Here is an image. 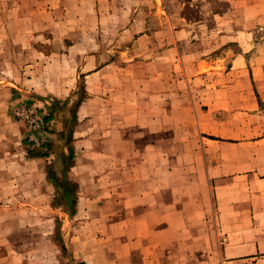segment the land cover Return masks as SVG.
Wrapping results in <instances>:
<instances>
[{
    "label": "rangeland",
    "instance_id": "374dc122",
    "mask_svg": "<svg viewBox=\"0 0 264 264\" xmlns=\"http://www.w3.org/2000/svg\"><path fill=\"white\" fill-rule=\"evenodd\" d=\"M239 52L243 73L228 63L196 74L198 60ZM159 56L162 79L149 66ZM106 63L115 68L93 84L107 83L91 89ZM160 80L176 94V121L146 135L147 168L128 171L126 202L115 203L91 166L103 158L89 153L105 121L77 111L97 97L137 105ZM261 133L264 0H0V264H264V187L240 180L256 167L245 143ZM158 182L176 201L173 214L155 204L162 225L187 218L194 234H130L143 230L139 196Z\"/></svg>",
    "mask_w": 264,
    "mask_h": 264
},
{
    "label": "crops",
    "instance_id": "0c3cea01",
    "mask_svg": "<svg viewBox=\"0 0 264 264\" xmlns=\"http://www.w3.org/2000/svg\"><path fill=\"white\" fill-rule=\"evenodd\" d=\"M178 39L179 38L174 35L169 38V40H171L170 43L175 45L177 44ZM98 56H91L90 63L94 64V62L97 61L94 59H99ZM169 62L170 59L167 60V63ZM164 63H166L165 60L161 56H159V58H155L153 62L149 64V66L153 68L155 66H158L157 68L159 71H157V74L160 77L159 79H162V68ZM228 63L232 64L231 69L233 72H235V74H238V72L243 73V67L246 66L245 55L241 54L240 52L237 55L233 54L230 61L228 59H225L224 56H220L215 59H200L194 64V68L196 69V74L198 76L203 73L211 75L225 71ZM114 65L115 63H106L103 66L95 65L93 67V70H95V72L88 76L92 85L91 89H98L99 86L101 87L107 83L102 80V82L100 83L101 85L98 86V84H93V80L109 74V72L113 71ZM240 67H242L241 71H239L241 69ZM93 70L90 71L92 72ZM158 84L159 85L153 90H148V92L152 91V93L145 94L144 98L141 100L138 98L137 105L130 104L129 100H126L124 96L107 99L97 97L91 98L87 102H83L77 111L79 122L82 121V119L86 120V117H89L92 122L95 121L98 124L105 121V125L96 128V135L91 134V149L89 150V153L91 155L95 154V156H101L103 158V163L98 167L95 166L93 162L90 163L92 168L106 172L105 178L108 180V184L112 188L111 197L112 201L115 203L126 202L124 201V197L126 191L125 188L126 185H128L126 180L128 171L136 172L145 170L147 168L144 156L147 153L144 143L146 135L149 134V136H151L154 133L156 134V132H161L163 123L172 124L176 121V114L178 112L176 107L177 105L175 102H171L175 100L176 94L172 92L169 85H166V87L163 89L161 80ZM123 88L124 87L120 86L118 88H114L113 91ZM138 91L147 92V90L145 89H138ZM257 104L258 103L256 101H253L252 107L255 108ZM142 107L144 108V110H139L140 108L142 109ZM86 110H92L94 114L83 116ZM78 128H82V126L79 125L77 129ZM131 129H133V132L131 131ZM245 144L248 145L250 149V164H256V167L252 166L249 168V170H246L245 173L249 174L242 176L240 180L250 179L251 185L253 187L263 188L264 134H259L255 138L250 139L249 142ZM148 148V152L150 154H161V147L156 146V143H153V145H149ZM154 167L155 166H153V169ZM138 179L139 178H136L134 180L136 181ZM151 187L154 188L153 195L148 196V198L147 196H139L138 200L142 205H144L142 206V208H140L141 211L139 209L137 210L138 214H143V217H137L139 221L143 220L140 223V225L143 226V230H136L133 228L130 231V234L136 233L149 235L156 234V232L170 235L181 233L194 234V227L187 218H181L180 228L177 227V224H173L172 221L166 222L167 225H162V207L161 205L159 206L155 204H169V212L170 214H173V212H175L176 210V201L172 198V196L170 198L167 197V195H165L166 197L163 196L161 182H158V186L157 184H152ZM255 192L260 191L258 189H255ZM256 195L257 202H261L262 199L258 197L260 194ZM150 203H153L154 205L151 212L150 210H146V204ZM206 211L207 210H204V217L206 215ZM256 211L262 212V207L257 206ZM151 214H153L154 217L153 221L150 217ZM156 227H158V231L155 230ZM167 246H177V244L170 243ZM180 246H189V243H184ZM255 250H257L256 247ZM250 255L252 254H246L243 256L250 257ZM254 261L255 260L253 258L240 259L234 264H254ZM259 262L261 261L258 260V264Z\"/></svg>",
    "mask_w": 264,
    "mask_h": 264
},
{
    "label": "trees",
    "instance_id": "16d2710c",
    "mask_svg": "<svg viewBox=\"0 0 264 264\" xmlns=\"http://www.w3.org/2000/svg\"><path fill=\"white\" fill-rule=\"evenodd\" d=\"M52 145H53V144H51V143H50V144H45V147H48V148H49V147H51ZM47 154H48V153H45V154H43V155L46 156Z\"/></svg>",
    "mask_w": 264,
    "mask_h": 264
}]
</instances>
